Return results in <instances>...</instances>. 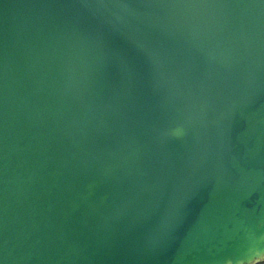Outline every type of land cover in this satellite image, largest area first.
<instances>
[{"label":"water","instance_id":"1","mask_svg":"<svg viewBox=\"0 0 264 264\" xmlns=\"http://www.w3.org/2000/svg\"><path fill=\"white\" fill-rule=\"evenodd\" d=\"M264 253V0H0V264Z\"/></svg>","mask_w":264,"mask_h":264},{"label":"clouds","instance_id":"2","mask_svg":"<svg viewBox=\"0 0 264 264\" xmlns=\"http://www.w3.org/2000/svg\"><path fill=\"white\" fill-rule=\"evenodd\" d=\"M242 264H264V253L253 252L245 257L238 259Z\"/></svg>","mask_w":264,"mask_h":264}]
</instances>
